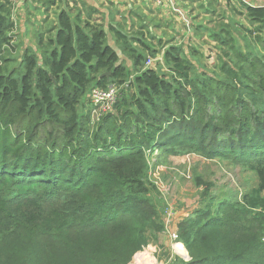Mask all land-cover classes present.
Segmentation results:
<instances>
[{
	"label": "trees",
	"instance_id": "obj_1",
	"mask_svg": "<svg viewBox=\"0 0 264 264\" xmlns=\"http://www.w3.org/2000/svg\"><path fill=\"white\" fill-rule=\"evenodd\" d=\"M10 6L0 0V264H30L24 244L13 243L20 237L41 261L139 264L161 230L145 197L148 154L185 148L247 162L259 180L242 203L181 220L185 264H264V6L245 5L259 54L238 51L236 66L222 60L212 75L194 76L177 47L165 53L173 75H161L112 28L138 72V94H121L101 115L89 92L123 85L127 75L105 29L61 10L37 50L23 51L17 78L1 70L14 39Z\"/></svg>",
	"mask_w": 264,
	"mask_h": 264
},
{
	"label": "rangeland",
	"instance_id": "obj_2",
	"mask_svg": "<svg viewBox=\"0 0 264 264\" xmlns=\"http://www.w3.org/2000/svg\"><path fill=\"white\" fill-rule=\"evenodd\" d=\"M236 1L241 2V0ZM201 2V0H195L196 6L182 5L189 15V26L186 22L177 21L175 18L171 20L164 18V21L135 18L129 15L126 8H123L122 12L115 11L109 17H99L98 11L96 13L90 11L91 18H89V12L83 13L80 7L76 6L78 10L73 11L72 15L81 12L84 18L89 19L91 26H101L108 33V44L115 48L120 63L127 69L126 82L123 85L114 83L108 88H116L119 97L124 94L130 98L138 94L135 81L138 72L129 56L123 54L118 48L112 28L122 30L133 41V47L143 52L144 67L155 68L161 75L168 77L173 73L166 63L165 53L171 47L183 50L184 58L192 64L194 76L212 75L222 60L230 61V64L236 66L238 51L243 55H248L249 50L257 53L261 51L260 44H252L255 37L251 33L257 29L250 28L247 20L242 32L232 29L228 34L219 35L216 32L220 29V25L216 22L222 16L207 14L211 12ZM40 6L38 13L28 16L30 18L24 23V32L21 31L22 24L20 26L19 17L12 13L9 15L14 24L11 33L14 39L12 45L5 48L1 57L2 73L15 72L17 78L22 76L25 72L24 67L21 66L23 51L30 45L37 47L39 37L55 26L62 5L60 3L50 5L47 1H41ZM244 19V15L241 14L239 20L243 22ZM52 36L54 34L49 33L46 37ZM135 40H139V43ZM140 44H146V48ZM152 52L156 54L155 58L152 57ZM261 53L264 54L263 51ZM263 54L260 56L262 57ZM150 60L152 63L148 65ZM143 183L146 188L145 197L156 208L157 223L161 230L150 234L151 245L144 250V253H148L139 264H185L189 261L186 247L185 251L182 247H178L182 256L176 254L173 248L175 244L167 231L169 214H172V220L179 224L181 220L193 216L197 211L215 210L223 203H242L244 196L259 186L258 178L248 167L247 162L230 155L222 158L188 148L177 150L169 155H159V151L148 154ZM205 191H208L209 195H206ZM211 198H216L217 202L212 204ZM19 240L24 244L22 251L29 257L30 264L63 263L62 256L59 260L53 256H46L44 261L39 259V255L32 258L31 255L36 250L32 246L33 242L30 243L20 237L14 239L13 243L19 244ZM28 247H30L29 250H27ZM146 258L147 261L144 260ZM68 259V256H63V260ZM137 263L136 260L135 264Z\"/></svg>",
	"mask_w": 264,
	"mask_h": 264
},
{
	"label": "crops",
	"instance_id": "obj_3",
	"mask_svg": "<svg viewBox=\"0 0 264 264\" xmlns=\"http://www.w3.org/2000/svg\"><path fill=\"white\" fill-rule=\"evenodd\" d=\"M5 1L9 2L11 5L10 12L12 14H16L19 17L20 26L22 24L21 31L24 32V23H26L28 18H30L28 16L30 14L38 13V9L41 7L40 2H44L46 0ZM201 1V3H203V6H207V9L211 12L207 14H216L222 16L216 22V24L220 25V29L218 30V32H216L219 35L228 34L232 29L237 32H242L244 30L243 25H246L245 23L247 20V10L245 7L246 4L251 6H264V0H241V2H238L236 0ZM56 2V4L60 3L62 5L61 10H68L71 13H73V11H76L77 8L75 7L78 6L83 13L89 12L88 14H90V11H94L95 13L96 11H98L99 14H97L99 15V17H109L111 16V14H114L115 11H117V13L122 12L123 8H126L129 11V15H132L135 18H149L153 19L154 21H164V18H167L169 20L175 18L177 21L186 22L187 26H189L190 21L189 15L188 12L183 9L182 5L196 6L197 4L195 3V0H173L172 3L163 5H157L150 0H56ZM241 14L245 17L243 22L242 20H239ZM248 25L250 28H252L249 22ZM110 46L115 50L112 45ZM29 47H32L33 50H37V47L34 45H30ZM153 249L155 251L156 248L154 247Z\"/></svg>",
	"mask_w": 264,
	"mask_h": 264
},
{
	"label": "built area",
	"instance_id": "obj_4",
	"mask_svg": "<svg viewBox=\"0 0 264 264\" xmlns=\"http://www.w3.org/2000/svg\"><path fill=\"white\" fill-rule=\"evenodd\" d=\"M153 3L157 5H163V4H169L172 3L173 0H150ZM152 63V60L149 61L150 65ZM91 100L96 106V110L94 111L95 114H104L108 112H113L114 107L119 100V94L117 92V89L114 87H110L107 89L103 88H93L91 93ZM263 216H264V211H263ZM168 224L169 227L167 228L168 235L171 239V241L175 244L173 247L174 250L176 251V254L181 255V253L178 251V247H182L185 251V246L184 244L179 240V234H178V224L175 222V220H172L173 216L172 214L168 215Z\"/></svg>",
	"mask_w": 264,
	"mask_h": 264
},
{
	"label": "water",
	"instance_id": "obj_5",
	"mask_svg": "<svg viewBox=\"0 0 264 264\" xmlns=\"http://www.w3.org/2000/svg\"><path fill=\"white\" fill-rule=\"evenodd\" d=\"M105 75H106V76H110V73H106Z\"/></svg>",
	"mask_w": 264,
	"mask_h": 264
},
{
	"label": "bare ground",
	"instance_id": "obj_6",
	"mask_svg": "<svg viewBox=\"0 0 264 264\" xmlns=\"http://www.w3.org/2000/svg\"><path fill=\"white\" fill-rule=\"evenodd\" d=\"M180 247V246H179ZM144 260H146L147 261V258L146 259H144Z\"/></svg>",
	"mask_w": 264,
	"mask_h": 264
}]
</instances>
